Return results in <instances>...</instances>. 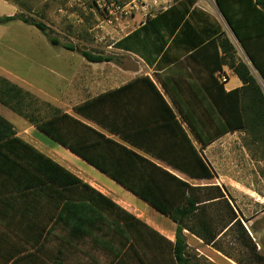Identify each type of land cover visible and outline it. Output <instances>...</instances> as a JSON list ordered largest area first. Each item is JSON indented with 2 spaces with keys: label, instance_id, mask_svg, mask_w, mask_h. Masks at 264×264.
<instances>
[{
  "label": "crops",
  "instance_id": "1",
  "mask_svg": "<svg viewBox=\"0 0 264 264\" xmlns=\"http://www.w3.org/2000/svg\"><path fill=\"white\" fill-rule=\"evenodd\" d=\"M168 1L169 5L160 12L174 4L172 0ZM214 8L221 20L214 17ZM192 9L195 13L190 12L189 21L197 29L206 28L211 32L227 35L234 44L238 57L250 64L249 58L221 15L216 0H198ZM0 11L9 12L4 16H12L18 12V8L0 0ZM148 13L147 18H154L158 14H153L150 9ZM139 14L141 18L145 15ZM144 23L142 22L141 26ZM127 36L128 33L118 38L110 48L123 52L115 47V43ZM149 36L161 45L162 39L152 34ZM172 39L173 36H167L165 44L163 38L166 45L164 51L170 46ZM164 51L158 55L152 67L155 68L160 63V68L155 70L158 79L173 77L176 80L175 87L170 86L168 92L159 82L158 85L153 80L149 72L142 73L141 68L138 70L121 67L117 61L113 62L115 68L112 72L115 75L112 74L107 79L97 78L89 82L79 80L75 83L69 81L63 95V106L66 107L64 111L61 110V103L49 102L47 107L50 112L43 119H50L54 111L58 110L193 187L227 188V184L233 180L220 173L219 169L262 168L264 142L257 139L251 141L248 138L263 135L264 132L251 134L242 130L229 131L208 145L201 144L195 138L182 115L174 107L173 96L178 103L184 106L190 104L193 109L202 112L203 105H209L211 102L210 93H216V85L209 76V70L203 65V58L191 60V53L182 46L170 48L166 55H163ZM129 53L137 55L131 51ZM140 57L143 58V64L151 70L147 64H152L149 57ZM223 70L229 76L228 82L223 85L225 92L240 89L243 85L240 79L228 67H223ZM254 73L264 92L263 80L255 71ZM213 76L215 78V74ZM125 86H128V89L117 92ZM109 93L112 95L93 106L91 112L92 116H104L117 127L119 131L116 132L107 130L93 119L85 118L74 110ZM67 100L73 104L69 106ZM14 115L16 116L10 117L11 122L4 115L1 116L14 126L17 137L132 216L137 222L128 220V223H132V228L142 233L144 247L150 244L152 239L163 249L169 248L167 242H175L177 225L173 221L31 125L25 118L16 113ZM191 118L198 119V115L191 114ZM202 119L209 125V116L202 115ZM64 133L74 144L82 148L89 147L96 159L103 160L110 168L120 171L131 182L145 185L152 183L153 176L154 180L161 177L154 174L150 165L133 156H125L113 144L98 145L101 143L100 138L92 136L93 134L71 122H65ZM198 157L212 172L211 179H195L184 171L185 168L196 170L199 165ZM168 194L175 198L177 192ZM71 201V192L66 191L64 187L56 188L49 182H41L40 177L30 169L21 166L3 168L0 171V264H117L126 258L131 243L138 249L133 239L127 242L125 238L120 239L118 236L117 232L122 223L103 212V216L110 218L108 224L96 223L100 229L94 228L92 237H73L70 210L64 209L66 202ZM152 232L159 236H153ZM187 239L188 249L196 248L198 251L203 245L197 238L198 241L191 240L189 236ZM120 250L122 256L115 257ZM169 258L161 255L154 259L138 258V261L139 264H170Z\"/></svg>",
  "mask_w": 264,
  "mask_h": 264
},
{
  "label": "trees",
  "instance_id": "2",
  "mask_svg": "<svg viewBox=\"0 0 264 264\" xmlns=\"http://www.w3.org/2000/svg\"><path fill=\"white\" fill-rule=\"evenodd\" d=\"M5 1L15 5L22 11L25 9L32 10L26 6L25 2L21 3L20 0ZM197 1L173 0L174 4L171 7L158 13L154 18H147L139 29L115 43V47L132 52V49L127 45L133 37L152 34L156 38L162 39V43L157 50L159 55L166 46V37L171 38L173 36L170 46L164 51L163 55H166L168 50L174 46H182L191 53L189 56L191 60L203 58V65L209 70V76L212 77L216 85V93H210L211 102L209 105L204 104V110L201 112L193 109L190 104L184 106L178 103L175 96H173L174 107L182 115L195 138L201 144L208 145L229 131L242 130L251 134L264 132V92L254 73L255 71L264 82V0H216L221 15L249 58L250 64L245 63L238 57L237 50L227 35L217 34L206 28L197 29L189 21L190 12L191 14L195 13L192 8ZM15 21L37 28L52 45L62 46L70 51H77V48L72 45L61 44L59 40L51 35L45 24L25 16L23 12L12 16H0V25ZM79 53L89 63L118 61L113 56L93 54L86 50H80ZM223 67H228L240 79L243 84L240 89L227 93L223 85H220L214 78L213 75L223 71ZM158 82L166 92L169 91L170 86L174 88L176 85V80L173 77L160 78ZM150 84L155 89L151 81ZM126 89H128V86L117 92ZM111 95L112 93L102 95L76 107L74 110L85 118L93 119L111 132L119 131L104 116H92L91 112L93 106L105 101ZM36 101L34 95L7 79L0 78V104L25 118L31 125L37 127L47 136L112 178L177 225L175 242L169 243L166 241L169 246L168 249L160 248V245L154 239L145 246L163 256L170 257V264H197L193 262L189 254L185 232L217 251H221L217 246L219 237L233 228L239 227L243 230V234L249 235L228 200L227 190L224 187H193L172 174L159 169L127 147L105 138L71 116L61 114L58 110L54 111V115L50 119L39 118L29 112L32 104ZM191 114L198 115V119H192ZM202 115L209 116V125L205 119H202ZM66 121L83 128L86 132L93 134L92 136L100 138L101 143L98 145L113 144L125 156H133L150 165L154 170V174H159L161 177L154 180L153 176L152 183L145 185L131 182L120 171L110 168L103 160L96 159L91 154L89 147L82 148L66 138L64 133ZM208 132L209 135H207ZM122 136L127 139L125 135ZM253 138L257 140L264 139V133L263 135H254ZM198 161L199 165L195 168L196 170L191 171L185 168L184 171L195 179H211L213 177L212 172L201 158L198 157ZM15 166L30 169L40 177L41 182H49L56 188L64 187L66 191L71 192L72 201L66 202L64 209L66 211L70 210L73 237H92L93 229H100L99 226H96V223L108 224L110 218L103 216L101 214L103 212L122 223L117 232L120 239L125 238L127 242H131L132 239L136 240L138 250L141 245L144 248L142 233L134 230L132 223H128V220L137 222L132 216L125 213L113 202L59 164L18 138L14 126L0 115V171L5 167L15 168ZM162 183L164 184L162 185ZM172 191L177 192L175 198L168 194ZM212 208L219 214L218 217L210 214ZM223 211L227 212L228 218H224L226 215L220 214ZM221 221L223 223L219 225ZM219 226L222 228L219 229ZM152 235L159 236L155 232H152ZM160 239L163 238L160 237ZM130 246H132V243ZM121 251L115 257L120 258L122 256ZM140 258L142 259V257ZM254 261L255 264H264V257L258 255L254 258Z\"/></svg>",
  "mask_w": 264,
  "mask_h": 264
},
{
  "label": "rangeland",
  "instance_id": "3",
  "mask_svg": "<svg viewBox=\"0 0 264 264\" xmlns=\"http://www.w3.org/2000/svg\"><path fill=\"white\" fill-rule=\"evenodd\" d=\"M20 1L25 2L32 10L22 11L17 7V13L23 12L25 16L45 24L51 35L61 44L77 48V51H70L62 46L52 45L37 28L20 21L0 25V78L7 79L35 96L37 101L29 110L31 114L39 118L46 117L50 112L47 107L49 102L61 103V110L64 111L66 107L63 106V95L69 81L89 82L115 75L112 72L115 63H89L81 56L80 50L113 56L121 67L138 70L141 68L142 73L149 72L158 84V74L155 70L160 68V63L155 68L152 65L158 58L157 50L160 45L150 36L137 35L128 42L127 46L138 56L126 51L116 52L110 46L118 38L139 29L141 23L146 21V15L141 18L139 14H144V5L156 14L169 5L168 0H105L136 7L132 17L113 22L112 25L107 24L103 16L92 11L93 0ZM212 13L214 17L222 19L216 8ZM8 14L9 12L0 11L2 16ZM98 36H103L104 40L100 41ZM142 55L149 57L152 64H147L151 70L143 64V58L140 57ZM66 103L69 106L73 104L69 100ZM0 114L10 122V117L16 116L1 104ZM248 139L254 140L252 136ZM260 141L264 142V139ZM219 172L233 180L227 184V188L223 187L227 190V198L249 235L243 234L239 227L233 228L219 237L217 246L221 251L203 244L198 251L196 248H190L189 254L197 264H255L256 256L264 257V163L262 168H225L219 169ZM227 212L220 214L228 218ZM210 214L214 217L219 215L214 208ZM220 223L219 225H222L223 222ZM220 228L222 227L219 226ZM185 233L191 240L198 241V238ZM134 243L137 245L136 240ZM158 256L161 254L155 250L143 248V245L138 250L132 245L126 258L117 264H139L140 257L154 259Z\"/></svg>",
  "mask_w": 264,
  "mask_h": 264
},
{
  "label": "built area",
  "instance_id": "4",
  "mask_svg": "<svg viewBox=\"0 0 264 264\" xmlns=\"http://www.w3.org/2000/svg\"><path fill=\"white\" fill-rule=\"evenodd\" d=\"M93 4L94 8H91L93 9L92 11L103 16L107 24L109 25H112L113 22H120L123 19H129L130 17H132V13L136 9V7L131 4L122 5L114 2H106L105 0H93ZM142 11L147 17V15L149 14L148 6L144 5ZM98 39L102 41L104 40V37L98 36ZM215 78L220 85L226 84L229 80V76L224 70L217 72L215 74Z\"/></svg>",
  "mask_w": 264,
  "mask_h": 264
}]
</instances>
